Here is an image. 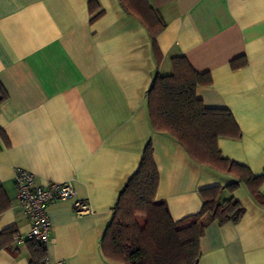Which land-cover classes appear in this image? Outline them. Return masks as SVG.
Masks as SVG:
<instances>
[{"label":"crops","instance_id":"0c3cea01","mask_svg":"<svg viewBox=\"0 0 264 264\" xmlns=\"http://www.w3.org/2000/svg\"><path fill=\"white\" fill-rule=\"evenodd\" d=\"M163 23L155 52L148 30L118 0H0V184L9 208L0 231L29 230L16 200L14 172L36 182L70 181L73 199L49 204L51 230L42 264H120L101 239L119 191L151 141L159 173L155 199L174 221L197 213L199 191L236 179L199 164L171 136L152 130L147 92L156 73L184 56L212 83L203 105L228 109L240 136L219 137L221 155L264 174V0H148ZM238 59L245 65L233 69ZM260 193L264 195V183ZM237 222H209L198 264H264V206L243 184ZM89 205L77 214L74 202ZM23 243L0 246V264H29Z\"/></svg>","mask_w":264,"mask_h":264},{"label":"trees","instance_id":"16d2710c","mask_svg":"<svg viewBox=\"0 0 264 264\" xmlns=\"http://www.w3.org/2000/svg\"><path fill=\"white\" fill-rule=\"evenodd\" d=\"M124 11L135 17L149 32L155 52L156 36L163 23L148 0H118ZM171 73H156L147 92V108L153 131L175 139L199 164L232 175L236 180L225 186H211L199 191L200 210L174 221L164 202L155 199L159 173L149 141L142 152L137 170L119 191L109 223L101 239L105 258L120 264H198L201 254L199 239L205 226L216 221L219 225L237 222L244 214L243 206L230 197L220 201V193H232L243 184L252 198L264 206L259 191L264 174L254 175L242 164L221 155L219 137L237 138L240 130L226 108L203 105L196 96L199 86L212 83L209 72H197L184 56L171 58ZM245 65L238 59L233 69ZM7 92L0 82V104ZM9 202L0 184V214ZM143 222L140 223V218ZM18 235L14 227L0 231V246L9 248ZM24 244L30 250L29 264H42L45 248L32 239Z\"/></svg>","mask_w":264,"mask_h":264},{"label":"built area","instance_id":"2783aa9c","mask_svg":"<svg viewBox=\"0 0 264 264\" xmlns=\"http://www.w3.org/2000/svg\"><path fill=\"white\" fill-rule=\"evenodd\" d=\"M16 200L24 212L29 230L26 234H18L14 238L16 244L32 239L40 246L45 247L50 239L51 225L47 214L49 204L55 201L73 199L75 188L70 181L36 182L34 174L23 168H16L14 172ZM77 214L89 212V205L85 202H74Z\"/></svg>","mask_w":264,"mask_h":264},{"label":"rangeland","instance_id":"374dc122","mask_svg":"<svg viewBox=\"0 0 264 264\" xmlns=\"http://www.w3.org/2000/svg\"><path fill=\"white\" fill-rule=\"evenodd\" d=\"M143 220H144V219L141 217V218H140V223H142V222H143Z\"/></svg>","mask_w":264,"mask_h":264}]
</instances>
